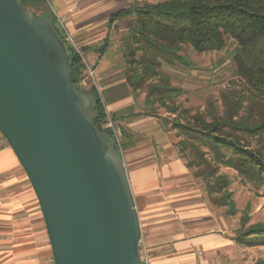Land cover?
Returning a JSON list of instances; mask_svg holds the SVG:
<instances>
[{
    "label": "water",
    "instance_id": "1",
    "mask_svg": "<svg viewBox=\"0 0 264 264\" xmlns=\"http://www.w3.org/2000/svg\"><path fill=\"white\" fill-rule=\"evenodd\" d=\"M68 64L44 15L0 0V132L35 193L54 264H147L121 153L93 125Z\"/></svg>",
    "mask_w": 264,
    "mask_h": 264
},
{
    "label": "trees",
    "instance_id": "2",
    "mask_svg": "<svg viewBox=\"0 0 264 264\" xmlns=\"http://www.w3.org/2000/svg\"><path fill=\"white\" fill-rule=\"evenodd\" d=\"M21 2L27 9L43 5L44 16L66 47L69 55L66 71L70 82L77 87L86 69L82 51L88 49L77 51L67 43L64 31L44 0ZM129 18L131 25L121 49L127 83L132 90H147L146 105L157 103L168 114L175 115L164 117L163 127L171 125L182 138L178 142L179 151H188L193 156L187 166L195 164L199 170L195 176H204L209 203L227 217L235 216V203L228 189L230 181L217 174V168L233 170L247 183L264 184V0H164L133 4L111 14L108 26ZM225 39L235 43L232 59L238 78L246 85L244 94L224 92L222 115H217L212 108L207 114L180 111L173 103L180 94L179 89L161 76V67L187 66L181 54L185 46L200 54L219 52L225 48ZM107 46L106 38L92 51L102 55ZM154 78L159 81L153 83ZM119 88L113 86L100 92L91 86L81 92L91 100L88 114L98 133L121 153L134 142L130 131L121 125L129 116L107 109L116 100L114 92H119ZM145 115L153 116L152 113ZM108 121L114 129H119L120 137L105 128ZM250 139L263 142V150H251ZM234 241L247 248L264 247V222L243 228ZM255 264H264V260Z\"/></svg>",
    "mask_w": 264,
    "mask_h": 264
},
{
    "label": "crops",
    "instance_id": "3",
    "mask_svg": "<svg viewBox=\"0 0 264 264\" xmlns=\"http://www.w3.org/2000/svg\"><path fill=\"white\" fill-rule=\"evenodd\" d=\"M81 1L53 0L64 16L68 6L73 7L74 30L81 25L87 29V35L80 36L82 41L103 43L107 38L109 46L117 22L108 26L110 14L106 27L94 32L92 14L88 12L99 4L101 10L111 3L130 6L133 0H97L96 4ZM86 47L89 53H96L92 51L96 46ZM121 154L148 264H236L238 244L231 239L229 221L209 204L204 188L191 182L175 153L134 146L124 150L125 157ZM0 264H54L35 193L6 142L0 143Z\"/></svg>",
    "mask_w": 264,
    "mask_h": 264
},
{
    "label": "rangeland",
    "instance_id": "4",
    "mask_svg": "<svg viewBox=\"0 0 264 264\" xmlns=\"http://www.w3.org/2000/svg\"><path fill=\"white\" fill-rule=\"evenodd\" d=\"M161 1L164 0H133V4L144 5ZM90 2L96 4L97 0H82L81 4ZM45 4L50 10L53 19L68 36H66L67 43L75 50L80 51L87 48L86 45H94L96 46L95 48L102 45V42L82 41L83 39L80 36H86L87 34H84L87 29L81 25V27H76V31L74 30V26L71 23L73 7L68 6L67 15L64 16L65 14L62 15L57 11L53 0H48V3L45 2ZM128 6L121 2L111 3L108 8L101 10L100 4L95 5L88 12L89 15L92 14L94 23L92 31L96 32L97 29L103 26L106 27V19L110 14ZM28 10L35 15H44L46 13L43 5L30 7ZM131 21V18L123 19L113 26L110 33V44L102 57H99L96 53H89L88 50L82 51L86 69L82 78L85 81V86L81 88V91L85 92L91 86L96 87L100 92L113 86L120 87L119 89L121 90L119 92L117 90L114 92L116 100L107 109L108 111L118 112L119 115L129 116V120L122 122L121 125L125 126L132 134L134 142L132 147L136 146L155 152L166 149L172 154L175 153L177 159L180 160L189 174L191 182L200 185L205 190L204 176H195L199 172L197 167L194 166L195 164L187 166L191 163L193 156L188 151H184V154L179 151L178 142L182 138L177 136L171 125L167 128L163 127V118H173L175 115L168 114L157 103L149 107L145 103L147 90H132L127 83V74L121 49ZM94 32L90 33V37H94ZM234 48L235 43L232 39H225V48L219 52L200 54L185 46L181 54L186 59L187 66L181 64L174 66L163 65L160 70L161 76L167 78L169 84L178 88L180 92L176 99L173 100L174 106L178 107L180 111L185 110L190 114H207L212 108L217 115H222L225 104L222 101L224 92L231 91L244 94L246 85L238 78L232 59ZM87 68L91 70L92 75L88 74ZM158 81V78L152 80L153 83ZM145 113H152L153 116H146ZM249 142L251 143V150H263V142H260L259 139H250ZM123 156L125 157L124 151ZM217 174L224 175L230 181L228 189L235 203L236 214L233 217H227L222 210L217 209L221 212L224 219L229 221L230 236L233 240L243 228L264 222V184L256 186L247 183L235 171L225 167H218ZM47 247L49 255L48 244ZM235 250L236 264H255L264 260V247L262 246L247 248L237 245Z\"/></svg>",
    "mask_w": 264,
    "mask_h": 264
},
{
    "label": "built area",
    "instance_id": "5",
    "mask_svg": "<svg viewBox=\"0 0 264 264\" xmlns=\"http://www.w3.org/2000/svg\"><path fill=\"white\" fill-rule=\"evenodd\" d=\"M44 1L48 3V0H44ZM87 70H88V74H89V75H92L91 70L88 69V68H87ZM83 86H85V81H84V79H81V80L78 82V84H77V88L81 91V88H82ZM105 128L112 129V130H113V133H114V135H115V137H120V131H119V129H117V128L114 129V128H113V125H112V123H111L110 121L107 122V124L105 125ZM5 142H6V141H5L3 135H2L1 132H0V143H5ZM140 247H141V250H140L141 257H142V259L148 264V259H149V257H148L147 251H146V249L144 248L143 244L141 245V240H140V242H139V249H140Z\"/></svg>",
    "mask_w": 264,
    "mask_h": 264
}]
</instances>
